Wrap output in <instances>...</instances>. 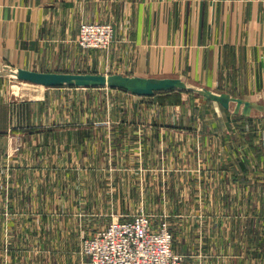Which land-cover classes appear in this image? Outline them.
I'll list each match as a JSON object with an SVG mask.
<instances>
[{
    "label": "crops",
    "instance_id": "obj_1",
    "mask_svg": "<svg viewBox=\"0 0 264 264\" xmlns=\"http://www.w3.org/2000/svg\"><path fill=\"white\" fill-rule=\"evenodd\" d=\"M5 69L48 83L11 98ZM0 114V264H80L52 226L123 204L183 264H264V0H0Z\"/></svg>",
    "mask_w": 264,
    "mask_h": 264
},
{
    "label": "built area",
    "instance_id": "obj_2",
    "mask_svg": "<svg viewBox=\"0 0 264 264\" xmlns=\"http://www.w3.org/2000/svg\"><path fill=\"white\" fill-rule=\"evenodd\" d=\"M114 40L111 23L84 22L78 45L87 51L110 48ZM114 221L82 241V264H183L184 258L172 249L174 234L168 222L144 212Z\"/></svg>",
    "mask_w": 264,
    "mask_h": 264
},
{
    "label": "rangeland",
    "instance_id": "obj_3",
    "mask_svg": "<svg viewBox=\"0 0 264 264\" xmlns=\"http://www.w3.org/2000/svg\"><path fill=\"white\" fill-rule=\"evenodd\" d=\"M9 72V73H8ZM3 77L5 78L6 82L5 85L7 86L8 89V97L11 98H20V97H25V98H29L30 94L27 92L29 91L28 89H22L23 85L26 86L28 84L31 83H35V84H40V83H36L35 81L32 80H27L28 78L32 79V76H28L27 74H25L24 72H20V71H15V70H11V69H5V71L3 70L2 72ZM6 89V90H7ZM26 92V94L22 95V92ZM2 116V114H0V117ZM5 116V114L3 115ZM2 119H0L1 121ZM11 153L12 154H18L19 153V148L17 146H14L11 148ZM109 182H112V180L109 179ZM110 189L113 188V186ZM112 191V190H109ZM110 198V194L108 196ZM128 204H123L122 208L120 210H116V209H106V210H97V209H87V208H82L81 210H76V211H66V216L68 217H73L74 222L71 223L67 226V225H63V222L60 223V225H53V230L54 233H57V235L59 236V240H65L67 239L68 241V233L72 232L70 235H72L71 237L73 238V240H75V253L76 255H80V247L82 244V241L84 239H86L89 236H92L93 234H95L99 229H103L105 228L109 223H111L112 221H114V217H122L120 218V220L122 219H127L130 216L140 212V208H143L144 212H147L148 214H150L153 217V220H155L156 222L159 220L156 216V212L153 211V209L150 210H145L144 206L142 207H131ZM61 214V213H60ZM58 215V214H57ZM59 216V215H58ZM60 217V216H59ZM156 217V218H155ZM62 219V218H61ZM60 222V220H59ZM169 224V222H168ZM170 225V224H169ZM170 229H171V225H170ZM172 233L174 234L173 230L171 229ZM68 232V233H67ZM33 241V240H31ZM28 243L26 245V250L28 251H33L36 249V243L35 242H31ZM174 242V239H173ZM74 247H72L71 249H73ZM58 249H60V243L58 244ZM172 249H173V243H172ZM174 251V250H173ZM175 253V252H174ZM176 254V253H175ZM81 256V255H80ZM79 257V256H78ZM30 259V258H29ZM53 259V258H52ZM52 259H46L45 262H49ZM58 259L54 260L55 264H58L59 258H55ZM65 258H62V260ZM81 262L80 264H82L84 262V259L81 256ZM69 261H71L69 259ZM79 264V261L78 263Z\"/></svg>",
    "mask_w": 264,
    "mask_h": 264
},
{
    "label": "water",
    "instance_id": "obj_4",
    "mask_svg": "<svg viewBox=\"0 0 264 264\" xmlns=\"http://www.w3.org/2000/svg\"><path fill=\"white\" fill-rule=\"evenodd\" d=\"M20 72H23V71H20ZM25 74L28 75V73H25ZM28 76H32V79L28 78L27 80H32V81H35L37 83H43V82L48 83V81H46L43 77H39V76L37 77L36 75H33V74H29Z\"/></svg>",
    "mask_w": 264,
    "mask_h": 264
}]
</instances>
